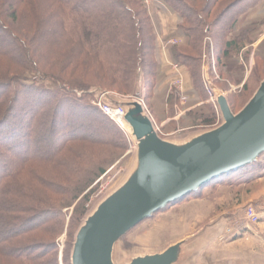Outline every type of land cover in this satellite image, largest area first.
Here are the masks:
<instances>
[{"label":"trees","instance_id":"1","mask_svg":"<svg viewBox=\"0 0 264 264\" xmlns=\"http://www.w3.org/2000/svg\"><path fill=\"white\" fill-rule=\"evenodd\" d=\"M163 1L184 20L180 27L186 41L174 48V54L188 69L200 97H209L201 71L203 40L208 35L216 39L222 77L242 83L244 72L230 58L248 46L249 60L251 44L261 34L264 19L238 31L233 39L228 36L241 15L262 0ZM0 33L12 41L11 50L5 40L3 45L0 42V89L10 85L9 93L0 97V264H58V239L65 232L68 239L63 259L69 264L73 235L91 197L92 188L85 193L89 186L85 174L93 163H100L99 172L105 173L107 163L131 149L132 142L125 128L102 108L89 104L84 117L88 126L91 124L89 134L79 133L82 131L68 124L69 130L63 129L56 136L60 143L49 155L29 154L26 145L31 141L33 116L26 120L24 132L19 123L26 119L25 112H17L28 83L24 79H36L39 73L52 80L64 96L66 89H81L85 100L91 101L95 95L90 90L96 87L122 96L134 94L140 75L142 99L161 124L169 116L165 111L166 93H154L160 80L154 26L143 0H0ZM257 62L258 75L261 65ZM263 77L264 73L259 79L251 74L241 93H229L234 112L252 97ZM224 86L229 88L227 83ZM170 98L174 106L178 99ZM173 106L171 113L175 111ZM13 111L19 119H13ZM188 117L201 128L219 123L213 103L190 111ZM176 125L171 120L164 130ZM64 133L70 135L64 137ZM257 161L214 178L176 202L199 195L209 185L231 180L252 169Z\"/></svg>","mask_w":264,"mask_h":264},{"label":"water","instance_id":"2","mask_svg":"<svg viewBox=\"0 0 264 264\" xmlns=\"http://www.w3.org/2000/svg\"><path fill=\"white\" fill-rule=\"evenodd\" d=\"M206 79L217 96L220 123L177 136L160 134L141 101L140 75L131 96L101 87L91 90L105 104L122 108L132 159L118 182L83 217L72 243L71 264H191L207 245L221 218L161 251L121 246L122 238L143 220L264 153V79L238 112L209 73Z\"/></svg>","mask_w":264,"mask_h":264},{"label":"rangeland","instance_id":"3","mask_svg":"<svg viewBox=\"0 0 264 264\" xmlns=\"http://www.w3.org/2000/svg\"><path fill=\"white\" fill-rule=\"evenodd\" d=\"M263 19L264 17H262L261 20ZM262 26V31H264V25ZM4 40L5 43H8L7 49L11 50V39L5 38L0 33V42L2 45L4 44ZM256 53L259 57L258 62L257 59L254 60L249 75L252 74L256 79H259L264 73V43H262ZM230 60L237 67L241 66L245 75L247 72V65H249L245 56L242 54L235 55L234 57H231ZM256 62L261 65V73L258 75L257 71L259 70L255 67ZM24 81H27L28 83L27 86L23 88L25 93H21L23 100H20L21 102L19 103L17 112H25L24 116H26V119H22L19 123V127L23 128L22 130L24 132L27 131L26 120H29L33 116L32 133L30 136L31 141L26 145L27 149L30 150L28 152L29 154L38 153L41 157L49 155L48 153L60 143L61 139L55 140L56 136H60L58 134L62 133L63 129L69 130L67 126L68 124H70V128L82 131L79 133L89 134L91 132L92 129H88L91 124L88 126L87 121H85L87 119L84 120V117L87 115L86 109H89L85 108V106L91 104L92 106L99 108L98 102L101 98H98L96 93H92L90 90V93L95 95L91 101H88L87 99L85 100V91L81 89H75V92L66 89L68 93L64 91V96L57 91L52 80L48 77L45 78L44 76L39 75V73H37L36 79H34V77H28L27 79H24ZM253 84L255 86L257 81ZM9 87L10 85H3L2 89H0V97L9 93ZM242 90L243 88L241 90L232 91L231 93H241ZM197 97H200L199 93L197 94ZM142 101L145 102L144 100ZM12 114L14 120L19 119V115L16 112L13 111ZM154 121L159 126L160 130L165 132L159 121L157 119ZM8 123L12 125L11 117H9ZM179 125L191 126L194 125V121L187 116L180 121ZM0 129H2V127H0ZM67 134L68 133H64L62 135L64 137L70 135V133ZM183 134L184 133L178 135ZM131 159L132 147L124 154H121L114 162L107 163L108 165L106 166L105 173L100 174V163H93L91 169H88L89 171L87 170L88 173L85 174V181L89 186L85 190V193L91 188L92 190L90 191V199L85 202L87 210L82 216L80 223L85 214L93 207L97 200L123 176L131 163ZM41 166L42 168L46 167V165ZM213 186L214 185H209V187L205 188L199 195L190 196L182 201L175 202L170 206H167L165 209L155 213L152 217L143 220L122 238V248L149 252L161 251L181 239L198 233L207 224L221 218L213 236L207 245L192 258L191 264L204 263L206 261V256H209L207 252L215 247V245L225 246L234 240H238L250 246L249 248L253 254L249 257H245L247 263H260L259 255L264 253V155L259 158L257 164H255L252 169H247L245 172L233 176L231 180L223 183L220 182L214 187ZM82 188H85V183L82 185ZM210 192H215V194H211L210 197H207ZM248 204L255 205L259 210V224L253 227L254 230L249 231L248 234L240 235L233 239L230 238L227 241H222L220 237L223 232H225L227 227L230 226V223L233 222L234 218L238 217L240 220L243 217V208ZM72 209L73 207L71 208V211H69V215L71 214ZM65 211H67V209H65ZM77 229L74 232L72 243ZM67 239L68 234L66 232L58 239V264H66L63 256L67 245ZM223 253L225 254V250ZM118 254H120V252ZM203 256H205L204 259H201ZM225 263L227 264L226 260ZM69 264H71V260Z\"/></svg>","mask_w":264,"mask_h":264},{"label":"crops","instance_id":"4","mask_svg":"<svg viewBox=\"0 0 264 264\" xmlns=\"http://www.w3.org/2000/svg\"><path fill=\"white\" fill-rule=\"evenodd\" d=\"M145 6L147 7L148 14L152 20L155 34H156V59L160 67V80L155 87V95H160L162 93H166L165 96V111H166V117H167L161 125L164 126L171 120H175L177 122V125L169 130H164V133H171L176 131L179 128H184L188 127L189 125L186 126H180V121L188 116V113L202 105H206L211 103L208 99H200V97H197L198 91L197 88L195 87L193 81L191 80L190 73L188 69L183 68V66L180 64V62L177 60L174 54V48L176 46L182 45L186 41V35L184 31L181 29V24L183 23V18L181 15H179L176 11H174L165 1L163 0H149L148 3L145 2ZM264 17V0H262L256 7L253 9L249 10L246 13H243L235 26V29L233 32H231L228 36V39H233L235 36V33L238 31L249 27L250 25L254 23L260 22V20ZM211 40H212V46L211 44L207 43V36L203 40V48H202V55H201V71H202V77L203 80L205 81L206 84V74L209 73L211 76V71L209 70L211 67L210 65L212 63L215 64L216 67V72L217 74L220 75L222 80H216L215 83L224 90H230L233 87L244 85L245 81L248 79L250 69L252 67V64L255 60V54L256 51L258 50V47L264 40V31L258 36L257 39L251 44V52H250V57L247 62H249V65H247V72L245 73V78L244 81L240 84H234L232 83L228 78L222 77V75L219 72V66H218V58H217V51L218 47L216 45V39L213 36L208 35ZM170 40H178V44L174 43H169ZM213 49L214 56L213 61H209V67L210 68H204V61H203V54L205 51V47L207 50V53L210 54V49L208 48L209 45ZM249 51V47H243L241 51H239V54H242L245 56L246 59V53ZM238 54V55H239ZM173 65H178L180 66L182 70V75L184 77V92L188 95V101L182 108L185 110V113L180 116L176 117L178 113V108L180 106L179 101V96L173 93V90L171 89V82L172 80L176 77L177 71L176 69L174 70ZM190 81V83H189ZM224 83H227L229 85V88H226L224 86ZM243 88V86H242ZM189 91H192L191 93ZM227 94V93H225ZM209 95V94H208ZM229 95V94H227ZM171 97H175L178 99V102H174V106L172 105ZM171 106L174 107V113H171ZM218 112V111H217ZM156 113H158L156 111ZM220 114V113H218ZM193 129H199L201 128L200 125H191ZM190 130V131H193ZM189 131V132H190ZM187 133V132H185ZM184 133V134H185ZM171 136H176V135H171ZM218 190V189H217ZM212 191V190H211ZM216 192V191H215ZM215 192H210L207 197H210L211 194H215ZM206 197V198H207ZM250 246L248 244H244L240 241H232L228 243L227 245H215L212 249H210L208 253V257L206 256V261L204 262L205 264H264V253L260 254V263H247L245 257H249L252 253L251 249L249 248ZM225 250V254L223 251ZM205 256H203L201 259H204ZM202 263V264H204Z\"/></svg>","mask_w":264,"mask_h":264},{"label":"built area","instance_id":"5","mask_svg":"<svg viewBox=\"0 0 264 264\" xmlns=\"http://www.w3.org/2000/svg\"><path fill=\"white\" fill-rule=\"evenodd\" d=\"M145 2L148 3L149 0H145ZM206 39H207L206 44L209 43L212 46L211 38L209 36H207ZM169 43L178 44L179 41L178 40H170ZM211 46L210 45L208 46V48L210 49V54L207 53V50H206V47H205V51H204V54H203V61H204V64H205L204 68H210L211 67L209 70L211 71L212 78L215 79V81L216 80H222L220 75L217 74V72H216L215 64L212 63L210 65V67H209V61L210 60L213 61V57H215L214 53H213V49H212ZM173 68H174V70L176 69L177 75L171 82V89L173 90L174 94L179 96V101L180 102H178V103H180L181 107L178 108V110H177L178 113H177L176 117H180V116H182L185 113V110L182 108V106H184L186 104V102L188 101L189 97L184 92V77H183V75L181 73L182 70H181L180 66L173 65ZM242 86H243V84L240 85V86H236V87L232 86V88L230 90H225V93L229 94L232 91L241 90ZM206 89H207L208 94H209V101L214 104L216 110L219 113L217 96L214 95V93L212 92V90L209 87L207 82H206ZM142 100L143 99H141V101ZM98 106L100 108H102V110L107 115H109L112 119H114L117 123H119L123 128L126 129V127L124 125V122H123V110H122V108L112 107V106H110L108 104H105L101 99L98 102ZM219 123H220V114H219ZM156 126H157V129L159 130L160 134L162 133L163 136L178 135V134H182V133H185V132H189L190 130L193 129V127L188 126V127H184V128H179L176 131L171 132V133H164V132H162L160 130V128H159V126L157 124H156ZM259 222H260L259 210L257 209V207L255 205L248 204V205H246L243 208V217L240 220L238 219V217L234 218L233 222H231L230 226L227 227L225 232H223V234L221 235L220 239L222 241H227L230 238L233 239L234 237L248 234L249 231H253L254 230L253 227L257 226L259 224Z\"/></svg>","mask_w":264,"mask_h":264}]
</instances>
